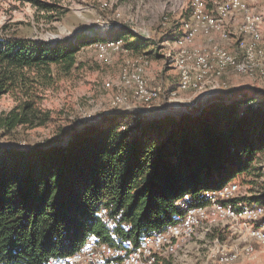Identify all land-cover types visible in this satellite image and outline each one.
<instances>
[{
    "label": "trees",
    "instance_id": "16d2710c",
    "mask_svg": "<svg viewBox=\"0 0 264 264\" xmlns=\"http://www.w3.org/2000/svg\"><path fill=\"white\" fill-rule=\"evenodd\" d=\"M28 1L43 10L55 6ZM175 33L163 40L171 42ZM104 35L52 43L0 27V96L18 91L22 99L0 115V135L52 120L51 112L37 106L34 90L49 86L57 72L77 67L81 45L123 38L134 53L152 51L153 38L130 24L113 22ZM223 95L199 115L152 117L112 110L65 145L0 143V263L43 264L49 256L74 253L92 232L107 240L98 216L102 208L111 215L123 210L120 221L131 230H118L137 241L182 214L175 201L185 194L190 204L200 203L204 191L246 174L261 180H251L257 188L236 199L263 203L264 95L244 87Z\"/></svg>",
    "mask_w": 264,
    "mask_h": 264
},
{
    "label": "built area",
    "instance_id": "2783aa9c",
    "mask_svg": "<svg viewBox=\"0 0 264 264\" xmlns=\"http://www.w3.org/2000/svg\"><path fill=\"white\" fill-rule=\"evenodd\" d=\"M191 5V15L182 21L176 46L169 42L173 46L167 55L178 71V86L169 92L170 101L177 99L179 91L201 94L219 87L227 88L225 78L264 77V12L255 11L264 9V0H191ZM236 15L242 16V22L238 28V47L232 51L214 38L231 39L228 21ZM201 36L207 38L208 43H197ZM93 45L103 61L109 59L111 52L128 50L123 38L99 40ZM150 65L148 54L135 53L123 63L117 80L105 83L107 89L114 91L113 109L138 113L139 105L149 106L161 98V87L149 85ZM187 100L192 102L191 98ZM88 117L91 115L85 118ZM126 127V124L122 126ZM239 191L237 182H229L204 191L203 202L196 204L188 202L187 193L175 201L183 210L182 214H174L173 220L162 229L137 241L118 230H131L130 224L120 221L123 210L111 215L107 208H102L98 216L105 225L107 240L92 232L74 253L49 256L43 264H157L200 233L216 234L214 232L226 221L235 223L234 232L240 241L230 244L215 236L214 246L201 264H235L238 258L255 252V243L264 245V202L236 199Z\"/></svg>",
    "mask_w": 264,
    "mask_h": 264
},
{
    "label": "rangeland",
    "instance_id": "374dc122",
    "mask_svg": "<svg viewBox=\"0 0 264 264\" xmlns=\"http://www.w3.org/2000/svg\"><path fill=\"white\" fill-rule=\"evenodd\" d=\"M48 1L55 4L52 10L38 8L28 0H0V27L21 37L54 43L70 41L85 34L105 36L113 22L130 24L153 38L147 77L151 87H161L162 91L156 102L149 106L139 105L138 114L148 116L153 111L173 110L175 105H187L189 98L196 103L204 97L200 93L179 91L176 100H169V92L178 86V71L167 54L171 46H176L179 33L176 32L171 40L173 45L163 38L170 31L179 29L182 21L191 15V0ZM255 11L264 12V9ZM128 50L111 52L109 59L103 61L98 57L95 45H81L77 67L69 73L57 72L49 86L34 90L37 106L51 112L52 120L43 126L20 125L8 135H0V143L14 146L58 143L74 132L85 117L115 110L111 107L114 91L107 89L105 83L117 80L123 63L135 54ZM225 81L228 89L244 87L252 94L264 95V77L260 75H238L225 78ZM20 98L18 91L3 93L0 96V115L16 106L22 100ZM251 180L258 182L261 179L246 174L234 181L239 185L240 196H248L257 188ZM234 224L232 221L224 222L214 232L216 234L200 233L184 243L175 254L162 257L157 264H201L214 246L215 236L230 244L240 241L234 232ZM255 249L252 255L238 258L235 264H264V245L255 243Z\"/></svg>",
    "mask_w": 264,
    "mask_h": 264
},
{
    "label": "water",
    "instance_id": "95a60500",
    "mask_svg": "<svg viewBox=\"0 0 264 264\" xmlns=\"http://www.w3.org/2000/svg\"><path fill=\"white\" fill-rule=\"evenodd\" d=\"M231 89H233V88H231ZM231 89L226 88L224 91H218V90L212 89L210 91L201 93L200 96H204V97L202 98V100L200 102H196V103L190 102L187 105H182V106L181 105H175L173 110H168L165 112L153 111V112H150L151 114L148 113L147 115L152 116V117H164L166 115H174L176 117L182 116V115H199L207 106H209L213 102V100L217 99L218 97L222 96L223 94H224L223 96H225V93ZM229 94H232V92L228 93V95ZM118 111H121V110H118ZM122 112H124V111H122ZM107 113L108 112H104L102 114L96 115L94 117L91 116V117L85 118L84 120L80 121V123H79L80 126L74 132H72L67 137H65L62 141L58 142V144L59 145H65L73 138V135L75 133L80 132V131H84L89 127L96 126L97 124H99L103 120V117ZM12 146H14V145H12ZM16 147L26 148L28 146H16Z\"/></svg>",
    "mask_w": 264,
    "mask_h": 264
},
{
    "label": "crops",
    "instance_id": "0c3cea01",
    "mask_svg": "<svg viewBox=\"0 0 264 264\" xmlns=\"http://www.w3.org/2000/svg\"><path fill=\"white\" fill-rule=\"evenodd\" d=\"M258 9V8H257ZM262 9V8H261ZM242 22V16L241 15H236L234 18L230 19L228 21V28L231 32V39L230 40H222L220 39L218 36H215L214 40L216 42H221L227 49L229 50H236L237 49V40L240 37L239 35V26ZM179 31V29H176V32ZM263 31H264V23H263ZM197 43L199 44H206L208 43V39L201 36L198 37V39L196 40ZM148 71H147V75H148Z\"/></svg>",
    "mask_w": 264,
    "mask_h": 264
}]
</instances>
